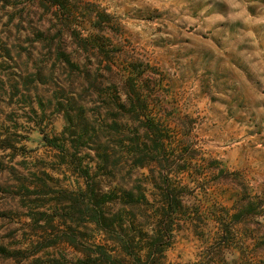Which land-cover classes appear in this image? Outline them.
<instances>
[{"label": "rangeland", "instance_id": "rangeland-1", "mask_svg": "<svg viewBox=\"0 0 264 264\" xmlns=\"http://www.w3.org/2000/svg\"><path fill=\"white\" fill-rule=\"evenodd\" d=\"M0 264H264V0H0Z\"/></svg>", "mask_w": 264, "mask_h": 264}]
</instances>
